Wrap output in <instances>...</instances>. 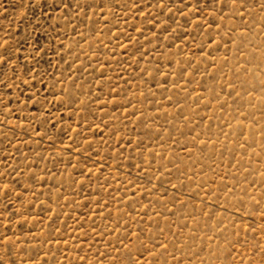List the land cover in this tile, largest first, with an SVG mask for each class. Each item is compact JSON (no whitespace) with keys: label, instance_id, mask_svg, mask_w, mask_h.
Returning a JSON list of instances; mask_svg holds the SVG:
<instances>
[{"label":"rangeland","instance_id":"1","mask_svg":"<svg viewBox=\"0 0 264 264\" xmlns=\"http://www.w3.org/2000/svg\"><path fill=\"white\" fill-rule=\"evenodd\" d=\"M264 0H0V264H264Z\"/></svg>","mask_w":264,"mask_h":264},{"label":"snow or ice","instance_id":"2","mask_svg":"<svg viewBox=\"0 0 264 264\" xmlns=\"http://www.w3.org/2000/svg\"><path fill=\"white\" fill-rule=\"evenodd\" d=\"M233 2H235V0H233ZM262 7H264V5H262ZM4 61H3V58L2 57H0V63H3Z\"/></svg>","mask_w":264,"mask_h":264}]
</instances>
